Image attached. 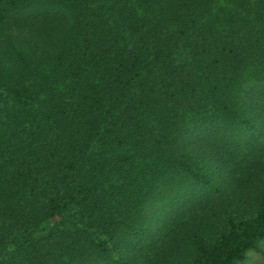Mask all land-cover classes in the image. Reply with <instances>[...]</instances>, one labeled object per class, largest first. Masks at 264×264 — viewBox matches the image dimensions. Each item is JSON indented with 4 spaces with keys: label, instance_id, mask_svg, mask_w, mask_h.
<instances>
[{
    "label": "trees",
    "instance_id": "1",
    "mask_svg": "<svg viewBox=\"0 0 264 264\" xmlns=\"http://www.w3.org/2000/svg\"><path fill=\"white\" fill-rule=\"evenodd\" d=\"M0 10V264H71L87 251L129 263L161 185L219 191L198 134L223 128L230 140L262 122L241 90L248 73L264 81V0H0ZM244 178L207 221L178 236L166 226V258L238 264L257 247L264 164Z\"/></svg>",
    "mask_w": 264,
    "mask_h": 264
},
{
    "label": "rangeland",
    "instance_id": "2",
    "mask_svg": "<svg viewBox=\"0 0 264 264\" xmlns=\"http://www.w3.org/2000/svg\"><path fill=\"white\" fill-rule=\"evenodd\" d=\"M63 13L52 10L50 14L63 15ZM0 14L5 15L4 23L8 22L6 12L0 10ZM3 28L4 25L0 23V38ZM241 95L243 101L256 114L262 116V122L255 130L237 135L230 140L222 139L223 128L218 135L213 134V130L211 132L207 130L206 134H198V137L195 135V139L205 137L203 141H199V144L205 150L203 154L206 163L208 162L205 167L210 173L213 172L220 182L219 191H208L192 180L180 178L176 179L172 186L161 185L160 194L143 209L150 229L139 232L133 237L128 246L130 260L127 264H179L176 260L172 262V258H166L162 253L167 248L165 243L170 237V233L165 229L166 226L170 227L171 234L178 236L193 224H199L213 211L231 205L235 194L238 195L244 187L245 175L258 163L264 164V81L257 80L253 73L246 74ZM190 125L194 127L196 122H190ZM210 128L214 129V127ZM221 214L220 217L223 216ZM220 223L219 219L217 226ZM263 251L264 238L259 241L256 248L248 250L238 264H263ZM117 259L116 254L105 257L87 251L82 259H76L71 264H113Z\"/></svg>",
    "mask_w": 264,
    "mask_h": 264
}]
</instances>
